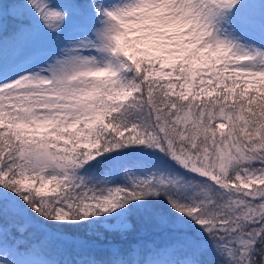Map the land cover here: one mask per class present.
Instances as JSON below:
<instances>
[{
	"label": "snow or ice",
	"instance_id": "1",
	"mask_svg": "<svg viewBox=\"0 0 264 264\" xmlns=\"http://www.w3.org/2000/svg\"><path fill=\"white\" fill-rule=\"evenodd\" d=\"M0 264H264V0H0Z\"/></svg>",
	"mask_w": 264,
	"mask_h": 264
}]
</instances>
